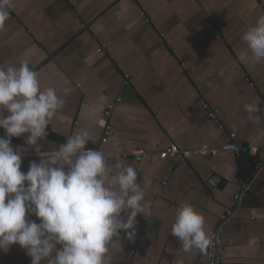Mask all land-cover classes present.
<instances>
[{"label":"crops","instance_id":"0c3cea01","mask_svg":"<svg viewBox=\"0 0 264 264\" xmlns=\"http://www.w3.org/2000/svg\"><path fill=\"white\" fill-rule=\"evenodd\" d=\"M261 14L264 0H11L0 30V65L27 59L42 89L55 87L62 96L70 89L43 150H55L87 127L95 138L87 148L102 149L153 182L146 195L152 215L136 217L133 240L121 233L112 264L206 263L209 248L184 252L171 233L181 201L196 206L210 235L221 224V264H264V220L254 218L264 213V165L234 205V179L247 175L250 157L195 152L221 147L232 131L240 145L264 147V137L255 138L264 128V61L255 62L241 39ZM204 101L218 109L222 126L210 119ZM246 103H258L259 124L248 121ZM106 123L114 133L102 142ZM26 135L13 137L12 145L35 154ZM173 144L193 154L159 155ZM142 150L150 154L137 162ZM31 161L22 159V171ZM30 259L19 245L0 252V264Z\"/></svg>","mask_w":264,"mask_h":264},{"label":"clouds","instance_id":"9594fccd","mask_svg":"<svg viewBox=\"0 0 264 264\" xmlns=\"http://www.w3.org/2000/svg\"><path fill=\"white\" fill-rule=\"evenodd\" d=\"M10 8L11 0H0V30ZM241 39L255 62L264 61V14ZM62 91L66 96L70 89ZM64 96L55 87L42 89L39 73L27 59L19 66L0 65V129L5 133L0 136V252L19 245L30 264H112L111 248L121 242V233L133 240L136 217H151L146 195L153 182L102 149L87 148L95 143L87 127L72 132L55 150L44 151L42 142L65 105ZM244 110L253 125L262 121L258 103H246ZM25 134V143L40 157L26 172L24 149L12 145L13 137ZM260 137L264 128L255 138ZM254 218L264 220V213L256 212ZM171 233L184 252H205L212 244L204 216L186 201L176 208Z\"/></svg>","mask_w":264,"mask_h":264},{"label":"built area","instance_id":"2783aa9c","mask_svg":"<svg viewBox=\"0 0 264 264\" xmlns=\"http://www.w3.org/2000/svg\"><path fill=\"white\" fill-rule=\"evenodd\" d=\"M121 101V98H118V102ZM203 107L208 109L209 117L212 121L216 124H221V118L218 114V109L214 108L210 105L209 102L204 101ZM114 108V104L111 103L106 108L104 114L105 117H109L112 113ZM114 133V127L110 123L105 124L104 134L102 137V142H106L108 138ZM96 149V148H94ZM222 151H230L233 152L235 155L241 157L247 155L250 157V170L247 175L243 177H238L234 179V183L236 185V191L233 195V204L235 205L239 202L245 193L251 188L252 183L255 181L257 174L259 173L260 169L264 165V147H260L257 145H240L237 141V134L236 132L232 131L230 133V141L222 145L221 147H203L195 151L197 154L202 156H217ZM150 154L149 151H139L136 155V161L139 162L143 159L145 155ZM193 154L192 151L181 149L177 145H171L167 149L160 151L159 155L161 157H181V158H189ZM25 158H32V160H39V156L36 154H28L23 153L22 159ZM223 221L227 222L229 219V215L226 214L222 216ZM222 227L221 224L217 226V228L213 229L211 232L212 236V244L209 247V253L206 258V263L204 264H221V254L223 252V241L221 237Z\"/></svg>","mask_w":264,"mask_h":264},{"label":"water","instance_id":"95a60500","mask_svg":"<svg viewBox=\"0 0 264 264\" xmlns=\"http://www.w3.org/2000/svg\"><path fill=\"white\" fill-rule=\"evenodd\" d=\"M218 180H219V178H218L217 176H213L212 179H211V181H212L213 183H216V184L219 183ZM217 185H218V184H217Z\"/></svg>","mask_w":264,"mask_h":264}]
</instances>
